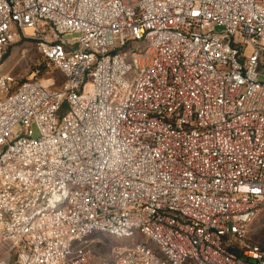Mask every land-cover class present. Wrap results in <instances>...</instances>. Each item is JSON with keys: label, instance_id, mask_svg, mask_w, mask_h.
I'll return each mask as SVG.
<instances>
[{"label": "built area", "instance_id": "1", "mask_svg": "<svg viewBox=\"0 0 264 264\" xmlns=\"http://www.w3.org/2000/svg\"><path fill=\"white\" fill-rule=\"evenodd\" d=\"M18 38L62 81L0 74V264H264V0H0Z\"/></svg>", "mask_w": 264, "mask_h": 264}, {"label": "rangeland", "instance_id": "2", "mask_svg": "<svg viewBox=\"0 0 264 264\" xmlns=\"http://www.w3.org/2000/svg\"><path fill=\"white\" fill-rule=\"evenodd\" d=\"M76 34L68 35L75 38ZM249 51H246L248 54ZM9 73L16 82L26 79H53L54 88H57L62 81L60 74L47 66L43 58L38 54L33 45L24 38H18L4 52L0 66V74ZM261 212L249 223L244 239L241 241L245 246H259L264 248V205ZM151 248L154 246L140 237ZM128 241L104 235H96L87 238L82 247L89 249L92 254L94 264L106 262L108 260V250L115 245L126 244Z\"/></svg>", "mask_w": 264, "mask_h": 264}, {"label": "trees", "instance_id": "3", "mask_svg": "<svg viewBox=\"0 0 264 264\" xmlns=\"http://www.w3.org/2000/svg\"><path fill=\"white\" fill-rule=\"evenodd\" d=\"M43 60H44V59H43ZM44 61H45V60H44ZM45 63H46V62H45ZM55 72H56V71H55ZM56 73H58V72H56ZM58 74H59V73H58ZM61 78H62V77H61ZM59 84H60V83H59ZM262 208H263V207L260 208V210L258 211V213L256 214V216L259 214V212H261V209H262ZM256 216H255V217H256ZM255 217H254V218H255ZM234 246H236V244H235ZM254 247H258L259 249L264 250L263 247H259V246H254ZM233 249H235V248L233 247Z\"/></svg>", "mask_w": 264, "mask_h": 264}]
</instances>
